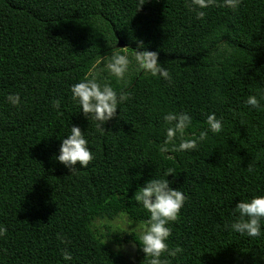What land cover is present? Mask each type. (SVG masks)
Listing matches in <instances>:
<instances>
[{
    "label": "trees",
    "instance_id": "1",
    "mask_svg": "<svg viewBox=\"0 0 264 264\" xmlns=\"http://www.w3.org/2000/svg\"><path fill=\"white\" fill-rule=\"evenodd\" d=\"M138 4L0 0V264H148L138 240L149 213L134 195L152 178L186 196L169 225V248L182 251L162 256L165 264H264V233L226 227L240 200L264 195V0H241L236 10L215 0L203 17L194 0ZM138 41L169 78L135 67ZM112 53L133 60L126 84L104 66ZM90 74L128 97L104 131L72 99L71 86ZM14 93L19 106L6 99ZM169 112L192 117L174 142ZM210 112L222 132L208 129ZM72 126L95 155L74 174L54 159ZM182 140L197 147L181 150ZM169 168L176 172L166 177ZM122 213L134 222L127 232L97 228ZM123 243L132 256L117 248Z\"/></svg>",
    "mask_w": 264,
    "mask_h": 264
},
{
    "label": "clouds",
    "instance_id": "2",
    "mask_svg": "<svg viewBox=\"0 0 264 264\" xmlns=\"http://www.w3.org/2000/svg\"><path fill=\"white\" fill-rule=\"evenodd\" d=\"M147 0H139L140 9ZM215 0H194V8L198 11V16L205 15L203 9L211 7ZM241 0H223V6L236 10L239 8ZM144 49V50H141ZM135 52V67L142 72L153 77L169 78L168 71L158 60L156 52L146 50L142 41L137 42ZM133 60L126 54L112 53L105 61V68L118 81L127 83V77ZM72 99L78 104L88 119L96 123L97 130L104 131L103 125L117 116L120 105L128 98L125 92L117 91L108 83H100L95 75H89L84 80L71 86ZM7 101L13 106L21 104L19 93L9 94ZM251 108H259L260 100L256 95H250L246 101ZM55 107L59 108V102ZM164 120L170 125L166 129V139L174 142L177 138L183 137L186 130L192 124V117L187 112H169L164 116ZM208 129L214 133L223 131L222 118H218L214 112H210L206 117ZM204 137L201 136L202 140ZM197 147L195 140H182L179 144L181 150H191ZM54 159L68 168L72 174L78 172L76 165L84 169L95 159V155L89 146L86 133L80 127L72 126L66 137L62 138L59 147V154ZM176 170L169 168L165 176L175 175ZM168 178H152L138 188L134 195L137 203L149 213V219L140 226L139 243L141 249L148 259V264H165L161 259L165 254L176 256L182 251L180 247L169 248V238L171 228L169 225L177 221L183 208L186 196L177 188L170 186ZM236 219L226 227L231 231L248 237H257L264 233V195L254 196L251 199L240 200L234 208ZM121 219L127 226L133 225V221L127 214L122 213ZM7 233V229L0 226V238ZM119 247V246H118ZM63 259L71 261L72 256L65 252Z\"/></svg>",
    "mask_w": 264,
    "mask_h": 264
},
{
    "label": "rangeland",
    "instance_id": "3",
    "mask_svg": "<svg viewBox=\"0 0 264 264\" xmlns=\"http://www.w3.org/2000/svg\"><path fill=\"white\" fill-rule=\"evenodd\" d=\"M96 222H97L96 226L101 231V233H107V227L108 226H110L114 230H116L117 228L124 229V231H120V233L127 232L128 229H129L128 226L126 225V223L121 219V217H119V218H117L116 220H113V221L99 219ZM117 248H119L120 250L125 252L128 256H132V254H133V252L135 250L132 247V245L125 244V243H123L122 246H119V247L117 245Z\"/></svg>",
    "mask_w": 264,
    "mask_h": 264
},
{
    "label": "water",
    "instance_id": "4",
    "mask_svg": "<svg viewBox=\"0 0 264 264\" xmlns=\"http://www.w3.org/2000/svg\"><path fill=\"white\" fill-rule=\"evenodd\" d=\"M118 46L119 47H125V45L122 42H119Z\"/></svg>",
    "mask_w": 264,
    "mask_h": 264
}]
</instances>
